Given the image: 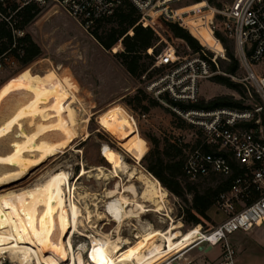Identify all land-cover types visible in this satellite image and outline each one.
I'll use <instances>...</instances> for the list:
<instances>
[{"label":"rangeland","instance_id":"374dc122","mask_svg":"<svg viewBox=\"0 0 264 264\" xmlns=\"http://www.w3.org/2000/svg\"><path fill=\"white\" fill-rule=\"evenodd\" d=\"M226 1L209 0V3H206L207 8L198 11L193 8L197 3L204 1H184L176 6L177 12L182 14L181 18L171 20L189 32L183 24V19L186 20L188 26L192 27L202 39L204 44L189 32L196 37L201 49L213 61L215 70L210 68L212 75L224 74L222 71L225 63L221 61L227 59L228 51L235 54L233 41L223 32L221 18L214 19L209 11V8L214 7L213 5L223 7ZM209 20H212V24ZM111 25L110 22L100 24L99 33H104ZM151 29L158 38L157 49L163 51L173 47L180 60L189 59V56L193 55V50L188 44L170 31L168 22L156 20ZM26 30L40 47L41 53L22 69L18 67L12 72L0 71V97L3 99L1 102L3 104L13 103L17 117L26 129V135L40 147L45 161L43 165L30 169L26 175L14 181L15 183L11 182L4 186L7 179L1 180L0 195L14 192L17 196V193L22 192L28 199L30 198V204L33 209L35 208L34 211L36 210L43 226L44 233L41 235H48L44 238L47 240L46 243L42 244L50 243L52 246L57 244L59 248H63L60 249L59 254L63 259L66 258V262L61 264H68L67 260L79 251L85 264H91L89 252L93 238L97 237V231L111 232L114 226L113 223L108 222L109 218L106 216V202L103 198L106 191L119 181L121 187L133 185L140 193L145 187V183L143 184L146 181L145 177L149 173L154 176L145 168L146 163H153L157 156L156 148L150 139L152 137L158 139L157 149L161 152L167 141L177 137L185 141L194 139L195 128H190L186 122L171 114L169 108L155 97L154 91L148 89L150 82L159 75L165 74L169 67L163 68L159 73L150 67L144 77L133 78L114 56L115 52L112 50L114 46L116 52L123 49L120 42L110 49H105L91 34L94 26L86 27L82 21L70 16L56 3L45 9H39ZM216 32L221 38L226 37L225 45L220 39V42L217 40ZM222 52L224 57L220 56ZM157 63L158 60L153 67H158ZM211 76L198 81L197 98L209 100L215 96L227 95L243 105H263L252 83L243 80L245 72L241 67L231 78L241 85L239 91L213 82ZM138 89L143 91V94L139 93V95L142 104L148 107L146 112H143L135 102H128ZM153 100L158 103L152 105ZM118 104L124 106L132 116L136 131L146 142L145 152L137 159L127 153L117 139L97 123V116L102 111ZM139 131L149 139L145 140ZM103 146L120 154L127 166L118 177L106 178L110 175L111 165L103 155ZM145 154L146 159L141 162ZM161 157L165 163L169 162L166 156L161 155ZM131 173L134 177H130ZM178 181L183 187L182 197H177L162 186L168 194L166 203L170 215L173 220L182 223V232L194 228L197 224L209 230L224 220V213L215 205H211L206 211L207 218L198 216L200 223L191 221L186 212L192 199L188 186L201 192L208 187H215L221 181L219 176L214 175L202 182L192 184L180 175ZM70 203L77 205L83 214L79 217L74 232L68 229L69 222L67 223L70 218ZM97 205L100 209H97ZM85 209L91 212L90 222L85 219ZM21 212L22 210H19L20 217L23 214ZM97 213L104 217L98 219ZM145 213L141 222L150 223L160 229L167 227L168 221L165 220L164 215L154 212ZM59 218H64L62 221L66 222L65 229L69 230L67 231L69 234L60 227H55L57 223H61ZM141 222L134 220L130 227L125 226L121 236L133 240L135 232L133 229L141 228L143 224ZM52 227L58 230H53ZM51 237L54 238L55 243ZM228 240L235 251V264H264V223L248 232L236 231L229 235ZM31 242L36 243V241ZM197 252V249L192 251L195 254ZM220 252L219 247L215 246L207 255V260L211 262L215 259V254L216 259H219ZM10 257L9 252L1 255L0 264H18ZM169 260L179 262L177 256ZM30 264L36 262L33 260Z\"/></svg>","mask_w":264,"mask_h":264},{"label":"built area","instance_id":"2783aa9c","mask_svg":"<svg viewBox=\"0 0 264 264\" xmlns=\"http://www.w3.org/2000/svg\"><path fill=\"white\" fill-rule=\"evenodd\" d=\"M124 1L0 0V71L12 72L20 67L30 23L24 24L22 16L26 7L45 9L56 3L90 27ZM128 1L140 12V21L153 28L156 20L168 23L176 20V6L190 0ZM202 1L208 3V0ZM213 6L209 8L211 16L221 18L223 32L233 41L235 55L245 72L243 80L252 83L263 105L183 112L172 107V110L199 129L203 136L202 143L190 152L184 163L183 170L188 179L198 182L216 174L227 178L234 173L231 161L237 166L228 190L219 193L214 202L224 213V220L209 230L198 224L206 236L194 244L211 245V249L219 247L220 258L212 264H235L229 235L236 231L248 232L264 223V125L261 118L264 107V0H227L223 7ZM209 22L212 24V20ZM201 52L208 57L203 50ZM220 56L224 57L223 52ZM178 57L173 47L159 55L157 64L169 68L152 80L148 89L154 91L161 102L163 93L177 101H195L198 81L212 75L209 63L198 53H193L189 59ZM203 143L209 145L210 150H204Z\"/></svg>","mask_w":264,"mask_h":264},{"label":"bare ground","instance_id":"6f19581e","mask_svg":"<svg viewBox=\"0 0 264 264\" xmlns=\"http://www.w3.org/2000/svg\"><path fill=\"white\" fill-rule=\"evenodd\" d=\"M38 93L41 94V92ZM2 101L0 97V181L7 179L4 185L6 186L22 178L30 169L43 165L45 156L40 147L26 135V129L21 125L13 103L3 104ZM97 123L109 131L131 156L137 159L145 152L146 142L140 138L134 126V119L124 106L118 104L102 111L97 116ZM102 151L111 165L110 175L107 174L106 178L118 177L127 167L119 156L120 154L110 150L107 146H103ZM130 177H134L132 173ZM145 179V182L142 181L145 187L140 193L133 185L121 187L120 182L116 181L114 186L104 194L106 216L109 218L108 222L113 223L114 226L111 232L97 231V237L93 238L89 252L91 264H168L165 262L171 257L206 236L199 225L182 232V223L176 222L170 215V209L166 203L168 202L166 190L150 173ZM17 194L16 196L13 192L8 195L4 194L5 196L0 195V256L9 252L10 258L16 260L18 264H30L33 260L36 264L66 262V258L63 259L59 254L60 249L63 248H59L57 244L53 246L50 243L42 244L47 241L44 238L48 235L46 233L47 236L41 235L44 233L43 226L36 210L34 211L35 208H32L30 198L28 199L24 193ZM96 207L100 209L98 205ZM69 209L68 229L74 232L77 229L79 217L83 214L81 209L73 203L69 204ZM97 209L95 208V211ZM19 210L23 213L21 217ZM145 212L164 215L165 220L168 221L166 222L167 227L160 229L150 223L141 222ZM45 216L47 218L46 214ZM96 216L98 219L104 217V215L99 216L98 213ZM60 219L61 223H57L55 227L58 226L62 231H66L67 226L64 224L66 222L63 223L64 218ZM85 219L88 222L92 220L90 211H86ZM134 220L143 223L141 228L133 229L134 239L121 236L122 229L125 226L130 227ZM53 230L58 229L53 228ZM51 240L55 241L53 237ZM31 241H36V243L32 244ZM67 263L85 264V261L79 251L68 259Z\"/></svg>","mask_w":264,"mask_h":264},{"label":"trees","instance_id":"16d2710c","mask_svg":"<svg viewBox=\"0 0 264 264\" xmlns=\"http://www.w3.org/2000/svg\"><path fill=\"white\" fill-rule=\"evenodd\" d=\"M194 1V0H192ZM199 0H195L197 2ZM209 3V0H208ZM207 8V4L205 2L197 3L196 7L193 10L198 11L201 9ZM30 7H26L23 11V20L24 24L31 22L37 15L39 9L33 10ZM176 16L181 18V13L176 11ZM110 22L112 25L104 32L99 33L100 24ZM183 24L189 32L196 36L201 43L204 44L199 35L194 31V29L188 26L186 20L183 19ZM170 31L176 36L183 39L188 46L193 50V53H198L201 58L205 59L212 70H215V66L213 61H211L210 57H206L201 52V46L198 41L193 37L185 28L182 26L169 22ZM92 26H94V30L92 31V35L95 39L103 46L105 49L112 48L117 42H120L123 49L121 51L116 52V47L112 48L115 58L117 61L123 66L126 72L135 79L144 77L147 70L152 67L155 72H162L163 68L168 67L166 65H159L158 67H153L155 62H157L159 55L163 52L161 49H157L156 42L158 38L156 37L154 31L148 25H144L140 21V12L130 1L126 0L118 5L110 15L106 17H102L96 20ZM91 26V27H92ZM215 35L221 42L225 45L226 37H220L219 33L216 32ZM215 37V36H214ZM230 39V38H229ZM26 45L24 47L25 54L24 57L21 58L20 69L27 66L31 63L35 58H37L40 53V47L33 41L31 36L27 34L25 36ZM227 50V49H226ZM148 59V61H146ZM225 63L223 68V73H216L211 76L213 82L217 84L224 85L230 89L235 91H239L240 84L233 81L231 78L235 76L239 70L240 64L235 56V54L231 51L227 52V59L221 61ZM150 72V71H149ZM139 93L143 94V91L140 89L137 90L136 94L131 96L128 102H135V104L143 111L146 112L148 107L142 104V99ZM160 99L164 100L165 104L171 114L177 116L182 122H186L190 128H195L194 139H190L185 141L180 137L173 139L172 141H167L162 149L159 152L158 148V139L152 137L150 140L154 147L156 148L157 156L154 159L153 163H146L145 168L151 172L156 179L159 180L161 185H163L167 190L176 195L177 197H182L183 187L178 181V176L184 177L190 183H197L191 181L187 178L184 173L183 166L186 162L188 155L190 152L202 143V132L197 129L194 125L185 120L181 115L172 110V107H176L180 111H188L192 109H203V110H212L222 107H229L234 109H244L249 108V105H243L240 101L233 99L227 95H219L215 96L209 100H203L199 97L193 102H184L177 101L172 99L167 93H163L160 96ZM160 101V100H159ZM158 101H152V105H156ZM262 124L264 125V113H261ZM140 132V131H139ZM140 135L146 140L147 138L140 132ZM203 149L208 151L210 150V146L207 144H202ZM161 155H164L168 158L169 162L165 163ZM146 159V154L141 159V162H144ZM231 160V158H230ZM231 164L234 168V173L232 176L224 178L221 175L219 178L221 181L217 183V185L213 188L208 187L203 189L201 192L197 191L194 187L188 186V190H190L192 194L191 204L189 208L186 210L188 214V218L194 223H200L199 217L207 218L206 211L210 208L211 205H214L215 199L217 195L223 191L228 190L234 175L236 174V165L234 161H231ZM214 176V175H212ZM211 177V176H209ZM208 177V178H209ZM205 178V179H208ZM203 179V180H205ZM202 180V181H203ZM198 181V182H202ZM193 188V189H192ZM198 225V224H197Z\"/></svg>","mask_w":264,"mask_h":264},{"label":"crops","instance_id":"0c3cea01","mask_svg":"<svg viewBox=\"0 0 264 264\" xmlns=\"http://www.w3.org/2000/svg\"><path fill=\"white\" fill-rule=\"evenodd\" d=\"M198 246L199 245L192 244L191 246L182 250L180 253H177L176 255H174V256H177V259H179L178 263L179 264H212L216 260V254H215V259H213L211 262L207 260V255L211 253L212 249L207 252H204L203 250H199ZM194 249L198 250L196 254L192 253ZM169 261L175 263L172 260H168L165 263H168Z\"/></svg>","mask_w":264,"mask_h":264},{"label":"water","instance_id":"95a60500","mask_svg":"<svg viewBox=\"0 0 264 264\" xmlns=\"http://www.w3.org/2000/svg\"><path fill=\"white\" fill-rule=\"evenodd\" d=\"M211 248H212L211 245H207L206 247H204V246H202V245H199V246H198V249H199V250H203L204 252L209 251ZM174 264H179V263H178V262H175Z\"/></svg>","mask_w":264,"mask_h":264}]
</instances>
